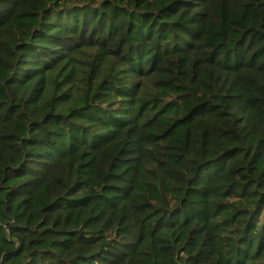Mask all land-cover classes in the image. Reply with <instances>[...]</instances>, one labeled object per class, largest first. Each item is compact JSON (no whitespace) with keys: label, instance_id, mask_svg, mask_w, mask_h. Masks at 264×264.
<instances>
[{"label":"trees","instance_id":"trees-1","mask_svg":"<svg viewBox=\"0 0 264 264\" xmlns=\"http://www.w3.org/2000/svg\"><path fill=\"white\" fill-rule=\"evenodd\" d=\"M0 264H264V0H0Z\"/></svg>","mask_w":264,"mask_h":264}]
</instances>
